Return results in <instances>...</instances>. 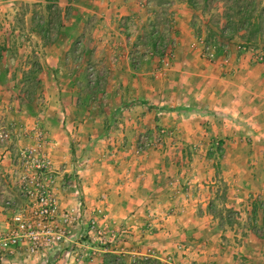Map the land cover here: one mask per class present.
Instances as JSON below:
<instances>
[{
    "label": "rangeland",
    "instance_id": "obj_1",
    "mask_svg": "<svg viewBox=\"0 0 264 264\" xmlns=\"http://www.w3.org/2000/svg\"><path fill=\"white\" fill-rule=\"evenodd\" d=\"M185 9L181 18L190 19L195 32L192 47L200 49L205 59L212 60L215 48L232 43L264 62V0H0V156H7V163L0 166L8 168L0 171V202L5 209L13 214L30 208L20 190L22 156L40 155L48 161L51 194L59 211L73 212L78 218L66 240L80 230L81 240L108 249L118 236H126L122 230L99 227L83 213V177L95 164L109 163L108 136L118 133L119 127L103 126L130 120L121 114L122 108L124 112L128 107L153 104L150 75L137 83L118 79L117 67L122 64L115 63L129 52L120 47L125 42L135 44L130 53L133 67L145 73L153 66L160 69L161 89L167 87L164 73L177 53L175 30ZM153 116V129L133 135L134 152L168 147L175 156L173 162L185 167L194 163L187 158L191 151L219 150V144L193 145L175 137L176 132L164 127V122L156 124L161 113ZM211 170L214 176L207 180V196L212 207L207 214L217 223L236 225L241 235L246 234L247 224L264 234L262 195L246 191L241 196L238 204H255V211L246 205L231 209L227 206L234 204L227 193L230 180L220 176L219 167ZM59 189L73 199L74 206L59 207ZM150 214L156 212L151 209ZM114 260L108 258L110 264ZM131 264L160 263L141 258Z\"/></svg>",
    "mask_w": 264,
    "mask_h": 264
},
{
    "label": "crops",
    "instance_id": "obj_2",
    "mask_svg": "<svg viewBox=\"0 0 264 264\" xmlns=\"http://www.w3.org/2000/svg\"><path fill=\"white\" fill-rule=\"evenodd\" d=\"M184 13L186 9L179 14L182 20L175 30L177 53L164 73L167 87L161 89L160 69L153 66L145 73L133 67L130 53L135 44L125 42L120 47L129 52L115 63L122 64L117 67L118 79L137 83L150 75L153 104L141 103V107H128L124 112L122 108L121 114L130 120L103 126L119 127L118 133L108 136L112 149L109 163L95 164L83 177V213L99 227L122 230L126 236H118L115 245L103 249L92 240H81L79 230L67 244L35 255L23 245L0 258V264H84V260L87 264H110L109 257L123 264L141 258L160 264H264V234L247 224L246 234L241 235L236 225L217 223L207 214L212 207L207 196V180L214 176L212 166L219 167L225 181L230 180L227 193L234 204L227 206L231 209L246 205L256 210L255 204H238L246 191L264 198V62L232 43L215 48L212 60L205 59L200 49L192 47L194 27L186 16L181 18ZM159 113L161 119L156 124L164 122V127L176 132L175 137L193 145L219 144V150L191 151L187 158L194 163L185 167L173 162L175 156L168 147L152 153L134 152L130 146L133 135L153 129L150 117ZM6 157L0 158V165L7 163ZM6 170L0 166V171ZM57 195L60 208L75 205L60 189ZM11 217V210L0 202V231L9 226Z\"/></svg>",
    "mask_w": 264,
    "mask_h": 264
},
{
    "label": "built area",
    "instance_id": "obj_3",
    "mask_svg": "<svg viewBox=\"0 0 264 264\" xmlns=\"http://www.w3.org/2000/svg\"><path fill=\"white\" fill-rule=\"evenodd\" d=\"M22 159L24 171L19 176L20 190L30 208L16 209L11 225L5 233H0V258L17 252L23 245L32 255L51 250L64 242L70 229L78 223L76 214L58 209L56 198L51 194L52 180L47 159L28 154ZM28 168L35 171L30 172ZM91 225L94 229L95 225ZM96 233L103 235L101 230Z\"/></svg>",
    "mask_w": 264,
    "mask_h": 264
},
{
    "label": "trees",
    "instance_id": "obj_4",
    "mask_svg": "<svg viewBox=\"0 0 264 264\" xmlns=\"http://www.w3.org/2000/svg\"><path fill=\"white\" fill-rule=\"evenodd\" d=\"M207 1V0H206ZM191 3H193L192 1H190ZM192 5V4H191Z\"/></svg>",
    "mask_w": 264,
    "mask_h": 264
}]
</instances>
